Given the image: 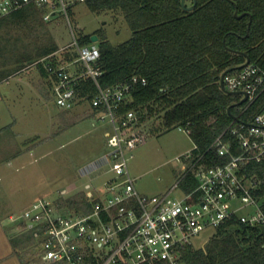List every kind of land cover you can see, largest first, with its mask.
I'll list each match as a JSON object with an SVG mask.
<instances>
[{"label":"built area","instance_id":"1","mask_svg":"<svg viewBox=\"0 0 264 264\" xmlns=\"http://www.w3.org/2000/svg\"><path fill=\"white\" fill-rule=\"evenodd\" d=\"M85 0H0V19L31 4L44 11L45 21L65 19L73 42L39 61L52 81L56 104L73 110L88 103L102 122H106L109 147L99 166H109L113 174L105 181L106 190L92 199V210L72 211L57 200L42 197L25 209L12 214L14 223L37 227L43 239L42 260L68 264H159L168 261L180 264L182 248L206 229H217L229 220L250 226H264V177L248 176L244 170L251 162H264V104L247 119L240 115L213 142L221 156L230 157L225 164L207 167L203 154L193 150L186 154L187 164L179 179L166 192L147 194L137 188V179L130 170L133 151L145 143L153 132L141 122L135 110L122 111L132 89L145 78L134 76L129 81L103 87L98 42L81 44L71 9ZM62 52H76L74 60L61 58ZM56 60V61H54ZM246 63V62H245ZM228 68L223 80L224 91L239 96L236 105L246 113L261 98L264 100V67L249 62ZM223 74V73H222ZM93 80L98 92L90 102H81L79 86ZM221 83V79H220ZM1 84V81H0ZM222 87V86H221ZM179 130H189L179 126ZM230 132L236 139H225ZM237 142V144H236ZM238 149V151H236ZM192 172L197 184L190 191L182 187L185 176Z\"/></svg>","mask_w":264,"mask_h":264},{"label":"trees","instance_id":"2","mask_svg":"<svg viewBox=\"0 0 264 264\" xmlns=\"http://www.w3.org/2000/svg\"><path fill=\"white\" fill-rule=\"evenodd\" d=\"M196 2L195 7L189 10L183 7L182 0H85L83 3L94 13L123 15L132 36L114 45L103 30L89 34L77 31L81 44L92 43L94 34L100 38L99 65L103 75L99 81L103 87L129 81L134 76L147 80V84L140 83L132 89L122 111L135 110L141 122L160 117L166 129L181 126L189 130L188 134L197 146L194 153L203 154L202 164L211 167L230 160L212 147L216 138L233 121L229 108L233 115L247 119L250 114L259 112L261 104H264L261 98L241 114L236 105L239 96L224 91L220 83L224 71L247 61L245 54L251 62L264 67V0ZM194 3L192 0L191 6ZM186 6L189 7L187 0ZM237 9L243 16H236ZM71 12L75 17V11L71 9ZM43 13L38 5H27L0 19V24L7 18L14 22L38 20L46 23ZM247 13L252 16L251 24V16ZM57 50L52 41L38 55L44 58ZM76 56V52H62L60 57L74 60ZM37 66L47 77L43 63ZM0 78L4 77L0 75ZM97 92V85L91 79L83 80L79 86L81 102H90ZM224 136L235 143L236 139L230 132ZM244 170L248 176L264 177V162H251L245 165ZM196 184L197 179L192 172L182 181L186 191ZM259 194L264 196V187ZM57 202L72 211L92 210L88 191L62 195ZM33 236L37 241L38 236ZM38 239L39 243L43 242L42 238ZM37 242L36 247L39 246ZM36 255L41 256L39 248ZM181 261L186 264H264V229L229 220L215 230L204 247H183ZM159 264L171 263L162 261Z\"/></svg>","mask_w":264,"mask_h":264},{"label":"rangeland","instance_id":"3","mask_svg":"<svg viewBox=\"0 0 264 264\" xmlns=\"http://www.w3.org/2000/svg\"><path fill=\"white\" fill-rule=\"evenodd\" d=\"M191 2L187 0L189 6ZM74 18L79 30L86 34L103 30L114 45L132 36L118 13H94L81 3ZM42 22L7 18L0 24V75L4 77L0 78V117L4 120L0 123V264H45L43 243L39 237L34 241L37 227L12 222V214L42 197L57 200L90 189L98 196L113 174L109 166L92 170L109 150L104 134L108 124L93 114L88 103L71 111L60 108L48 78L35 64L52 41L60 53L74 40L65 19ZM146 128L153 133L133 151L130 170L141 192L159 194L179 179L186 154L195 143L185 131L166 129L160 117L146 123ZM214 232L206 229L193 240L194 247H204Z\"/></svg>","mask_w":264,"mask_h":264},{"label":"water","instance_id":"4","mask_svg":"<svg viewBox=\"0 0 264 264\" xmlns=\"http://www.w3.org/2000/svg\"><path fill=\"white\" fill-rule=\"evenodd\" d=\"M196 4H197V2H196V0H195L194 5L187 7V6H186V0H182V5H183V7L187 8V9H189V10H192V9L195 7ZM247 14H250V13H247ZM236 16H237V17H241V16H243V14H242V15H239V10L237 9V11H236ZM250 16H251V14H250ZM251 22H252V16H251L250 24H251ZM99 40H100V38H99V36H98L97 34H94V35L92 36V41H93V42H99ZM245 56H246V58H247V61H246V63H245L243 66L249 64V62L251 61V60H250V57H249L247 54H245ZM225 74H226V72H223V74L221 75V86H222V88H224V86H223V80H224V76H225ZM229 113L232 115V117H235V115L232 114L231 107L229 108ZM235 118H236V117H235ZM262 228L264 229V226H263Z\"/></svg>","mask_w":264,"mask_h":264},{"label":"crops","instance_id":"5","mask_svg":"<svg viewBox=\"0 0 264 264\" xmlns=\"http://www.w3.org/2000/svg\"><path fill=\"white\" fill-rule=\"evenodd\" d=\"M47 78H48V81H49V83H50V85H49V86H50V89H52V82H51V79H50L48 76H47ZM0 81L2 82L3 80H0ZM0 97H3V95L1 94ZM2 121H4V120L0 117V123H2ZM106 131H107V129H106ZM106 131H104L105 137H106V133H107ZM90 190H91V189H90ZM90 190H89V191H90Z\"/></svg>","mask_w":264,"mask_h":264}]
</instances>
